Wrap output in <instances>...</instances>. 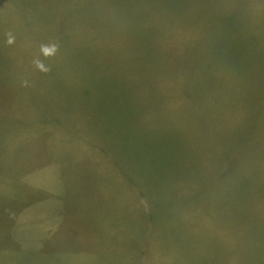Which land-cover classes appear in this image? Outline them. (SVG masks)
Listing matches in <instances>:
<instances>
[{"label": "rangeland", "instance_id": "rangeland-1", "mask_svg": "<svg viewBox=\"0 0 264 264\" xmlns=\"http://www.w3.org/2000/svg\"><path fill=\"white\" fill-rule=\"evenodd\" d=\"M0 264H264V0H0Z\"/></svg>", "mask_w": 264, "mask_h": 264}, {"label": "clouds", "instance_id": "clouds-1", "mask_svg": "<svg viewBox=\"0 0 264 264\" xmlns=\"http://www.w3.org/2000/svg\"><path fill=\"white\" fill-rule=\"evenodd\" d=\"M15 42V38L9 33L8 34V39H7V43L9 45L13 44ZM57 50V45L55 44H41L40 45V51L42 53V55H44L45 57L54 55L55 52ZM33 63L36 65V67L42 71H50V69L45 68L43 63L39 60L33 61ZM26 84V82H25Z\"/></svg>", "mask_w": 264, "mask_h": 264}]
</instances>
